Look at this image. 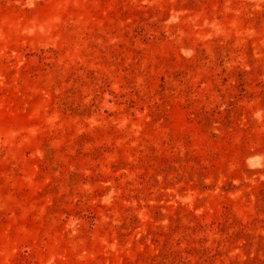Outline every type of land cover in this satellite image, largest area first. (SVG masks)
Returning a JSON list of instances; mask_svg holds the SVG:
<instances>
[{"label":"rangeland","instance_id":"rangeland-1","mask_svg":"<svg viewBox=\"0 0 264 264\" xmlns=\"http://www.w3.org/2000/svg\"><path fill=\"white\" fill-rule=\"evenodd\" d=\"M0 264H264V0H0Z\"/></svg>","mask_w":264,"mask_h":264}]
</instances>
